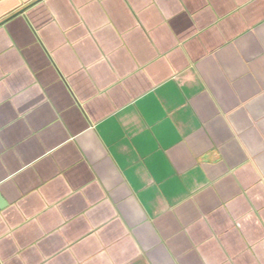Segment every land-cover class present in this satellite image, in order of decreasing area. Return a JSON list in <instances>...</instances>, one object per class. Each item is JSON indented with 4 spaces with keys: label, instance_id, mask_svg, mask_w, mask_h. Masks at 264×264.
<instances>
[{
    "label": "crops",
    "instance_id": "0c3cea01",
    "mask_svg": "<svg viewBox=\"0 0 264 264\" xmlns=\"http://www.w3.org/2000/svg\"><path fill=\"white\" fill-rule=\"evenodd\" d=\"M0 264H264V0H0Z\"/></svg>",
    "mask_w": 264,
    "mask_h": 264
},
{
    "label": "water",
    "instance_id": "95a60500",
    "mask_svg": "<svg viewBox=\"0 0 264 264\" xmlns=\"http://www.w3.org/2000/svg\"><path fill=\"white\" fill-rule=\"evenodd\" d=\"M5 205V202L2 200L1 196H0V207H3Z\"/></svg>",
    "mask_w": 264,
    "mask_h": 264
}]
</instances>
